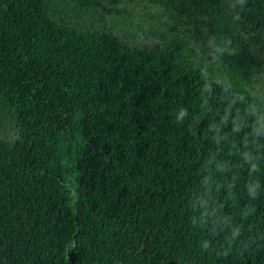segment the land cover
<instances>
[{
    "label": "trees",
    "instance_id": "obj_1",
    "mask_svg": "<svg viewBox=\"0 0 264 264\" xmlns=\"http://www.w3.org/2000/svg\"><path fill=\"white\" fill-rule=\"evenodd\" d=\"M135 1L0 0V264H264V0Z\"/></svg>",
    "mask_w": 264,
    "mask_h": 264
},
{
    "label": "rangeland",
    "instance_id": "obj_2",
    "mask_svg": "<svg viewBox=\"0 0 264 264\" xmlns=\"http://www.w3.org/2000/svg\"><path fill=\"white\" fill-rule=\"evenodd\" d=\"M134 4L136 6L133 8V11L136 13V15L133 21L137 20L138 22L146 24L147 20H149L157 28L158 25L156 21L153 22L152 19L150 18L151 14L156 13L155 8L151 6L150 0L135 1ZM104 13L112 15L114 18V22L112 24L110 23L106 25V28H110L114 30L118 35H120L126 41L139 46L153 45L159 41L157 37H152L149 39L144 37H139L135 32L134 29L135 26L124 18V13H125L124 7L116 6L112 9L111 13L110 12L107 13V10H104ZM123 23H125V25ZM91 24L96 27L103 26L99 24L98 19H94L93 22H91ZM199 56L200 59H203L202 57L203 55L200 52H199ZM256 88H257V95L264 102V73L258 76ZM0 134L7 139H13L14 137L13 131L6 129L5 130L0 129Z\"/></svg>",
    "mask_w": 264,
    "mask_h": 264
},
{
    "label": "clouds",
    "instance_id": "obj_3",
    "mask_svg": "<svg viewBox=\"0 0 264 264\" xmlns=\"http://www.w3.org/2000/svg\"><path fill=\"white\" fill-rule=\"evenodd\" d=\"M184 113H183V111L181 112V115H183Z\"/></svg>",
    "mask_w": 264,
    "mask_h": 264
}]
</instances>
